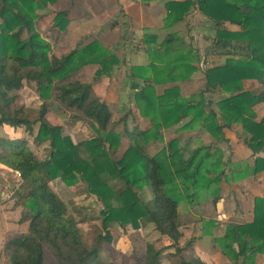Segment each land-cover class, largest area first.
Segmentation results:
<instances>
[{"label": "trees", "instance_id": "16d2710c", "mask_svg": "<svg viewBox=\"0 0 264 264\" xmlns=\"http://www.w3.org/2000/svg\"><path fill=\"white\" fill-rule=\"evenodd\" d=\"M56 1L0 0V128H21L28 135L33 133V123L23 117L21 110L11 109L24 85L32 84L44 102L54 98L60 107L76 112L79 120L91 121L97 137L72 143L69 137L61 136L60 126L50 127L44 122L47 111L43 103L33 141L48 144L47 158L38 159L25 138H0V166L19 175L24 191L21 198L29 211L28 232L10 238L7 243L9 263L45 264L47 248L62 264H101L100 244L112 242L108 229L113 223H119L135 230L149 226L167 242L165 249L172 251L170 258H178L170 264H209L200 257L184 258V254L193 249L194 239L179 246L182 233L178 206L181 190L197 194L208 187L212 180L206 181V168L210 165L213 170L219 165L206 161L210 159L206 147L185 156L177 139L169 141L153 155L145 148L150 141L161 139L162 129L176 126L185 118L190 121L184 128L198 124L217 140H223V131L237 124L243 131L244 145L254 156L252 175L264 172V157H255L264 152V115L258 119L255 112L257 105L264 103V0L167 2L164 19L167 27L184 21L194 8L213 23L216 46L226 50L225 62L204 72L205 85L199 100L179 99L178 87L158 95L153 85L138 87L133 83L132 88H137V108L141 116L150 121L151 129L129 130L127 119L123 117L117 121L124 123L123 133L112 130L113 114L107 103L92 95L90 84L76 78L89 65L98 67L96 78L110 77L122 63L117 56L93 40L57 57L50 54L49 43L36 32V21L40 18L37 11ZM151 1L141 0L144 4ZM66 18V12L57 13L53 27L63 32L68 25ZM227 25L233 28L229 30ZM24 32L27 37L22 39ZM149 68H136L133 76L147 73ZM245 81L257 83L259 90L247 91ZM216 91L224 94L217 101L205 98L206 94ZM175 93L174 100L165 102ZM122 137L128 141L127 148L117 158L115 154ZM216 172L218 179L224 175L223 171ZM77 175L105 204L102 220L105 232L98 236L91 249L82 244L77 221L49 185L56 179L73 185ZM110 179L122 181L124 188L114 193L109 187ZM201 179L205 181L202 183ZM143 186H148L152 193L149 202H143L135 191ZM219 189L211 193L215 200ZM114 197L116 207L111 204ZM215 243L233 264H254L255 256L264 253V198H254L251 222L230 224L225 235L215 239ZM162 254V249L148 243L144 263L163 264Z\"/></svg>", "mask_w": 264, "mask_h": 264}, {"label": "crops", "instance_id": "0c3cea01", "mask_svg": "<svg viewBox=\"0 0 264 264\" xmlns=\"http://www.w3.org/2000/svg\"><path fill=\"white\" fill-rule=\"evenodd\" d=\"M169 1L186 0H153L148 4L142 3L141 0H101V4H93V0H60V3L63 2V11H70V14L75 12L77 16L75 20L71 18L70 24V28L75 32L74 35L79 34L80 31L88 34L91 37L88 39L97 40L104 47L112 50L122 62L110 77L101 78L102 84L99 87L102 89L98 94V87L96 88V97L101 101L109 106L111 100L108 102V99L111 96L112 102L117 104L119 113L120 110L125 109V112H122L123 116L118 117L120 119L128 111L129 114L134 115L132 111L137 88H132L133 83L138 87L153 85L158 95H162L167 89L178 87L179 99L199 100L205 85L204 72L225 62L224 53L217 52L214 48L216 27L195 8L184 21L171 27L165 26V4ZM57 4L58 2L48 6V9L59 11ZM90 28L94 30L92 33L89 32ZM216 60L219 64L213 65ZM88 67V70L93 67L91 71L89 70L93 76L98 67ZM147 67H150L147 73H138V77L133 76L136 68ZM88 84L92 85V82ZM209 94L205 95L207 100ZM176 95L175 93L165 102L174 100ZM263 105L264 103L257 105L255 110L258 108L262 111ZM110 110L115 117L113 110L111 108ZM263 115L264 112L258 116V119ZM189 121L190 118H185L178 125L163 130L162 135L172 132L171 134L195 137L196 140L201 139L203 146H206L210 139L204 129L183 128ZM234 125L223 131L227 152L230 151L233 157L225 160L224 177H226H223L224 180L219 183L221 193L215 204L206 189H201L194 201L189 203L186 211H181L180 205L178 206V220L182 233L179 246L183 247L186 241L191 237L194 238V254L209 264H233L220 252L214 239L224 236L229 222L230 224L251 222L254 198H264V172L257 176L252 175V153L243 143L244 134L241 127ZM127 128L146 130V128L141 129L137 124L132 127L127 125ZM184 144L182 146L189 150L198 148L191 147V144L185 147L186 143ZM219 148L223 150L222 147ZM240 153L250 158V162L237 159V154ZM255 157H264V152ZM202 181L205 179H201ZM219 214L225 215L227 221L221 222L218 219L216 221L214 216ZM254 264H264V254H257Z\"/></svg>", "mask_w": 264, "mask_h": 264}, {"label": "rangeland", "instance_id": "374dc122", "mask_svg": "<svg viewBox=\"0 0 264 264\" xmlns=\"http://www.w3.org/2000/svg\"><path fill=\"white\" fill-rule=\"evenodd\" d=\"M93 1H94L93 4L102 3L101 0L98 1L93 0ZM57 2H58L57 9H60L59 11L56 12L48 9V6L50 5L53 6ZM62 4L63 2L60 3V0H57L54 4H48L44 9L37 11V14L40 15V18L36 21V25H35L36 32L45 41L49 43L51 47L50 54L57 57L69 53L71 50H73L76 47L85 46L93 41V39H88L89 37L88 34L81 31L80 33L77 31L79 34L74 35L75 32H73L72 29L70 28V24L72 23L71 18L75 20V17L77 16L75 15V12L70 14V11H63L64 6ZM59 12L67 13L66 19L68 21V25L63 32H59L57 28L53 27V18ZM231 28H233V26L227 25V29L230 30ZM93 31H94L93 28L89 29L90 33H92ZM26 37L27 34L24 32L21 35V38L25 39ZM214 48L216 49L217 52L225 53L226 51L224 49H219V47L217 46L216 47L214 46ZM235 52L242 53L237 49H235ZM216 64H219L217 60L215 63H213V65ZM89 66H94V65H89ZM88 68L89 67L87 66L85 69H82L79 72V74L76 76V78L87 84L88 82H92L91 85L92 95L96 97L97 96L96 88L98 87L97 94L102 89L99 86L102 84L101 78L103 76L100 78L98 77L96 78V74L91 76L92 72H90L91 71L90 69H92L93 67L89 69L90 71L88 70ZM94 85H95V89H94ZM244 88L247 91H251V92H257L259 90L257 83L252 81H245ZM222 95L224 94L222 93L220 94L219 91L211 92L209 94V99H212L215 102L218 99H220V96ZM109 100L111 101L109 102ZM112 100L113 99L110 96L108 99L109 106L115 113V117L113 116L112 119L111 127L114 132L123 133L124 123H117V121H119L120 118L118 117L125 112V109L123 111L120 110L119 113L117 111V104L113 103ZM43 103L46 105V111H47L44 117V122L50 127L60 126L61 136L69 137L72 143L77 144L81 142H86L97 137V133L91 121L79 120L78 119L79 116L76 112L60 107L56 103L54 98L44 102L42 99H40L39 95L37 94L36 87L34 85L25 84L23 90L17 94V99L15 103L12 105L11 109H15V110L19 109L22 111L23 117H25V119H28L33 123L32 125L33 133L31 135H28L21 128L12 129L10 127L5 126L0 128V138L10 139V140L25 138L30 144V149L33 151V153L38 159L47 158L49 155L48 144L47 143L36 144L33 141L38 131L39 123L37 122V119ZM133 107L134 110L132 112L134 115L129 114L128 111L124 116L127 119L126 123L128 127H132L137 124L138 127H140L141 129H145V128L146 130L151 129V123H149L150 121H148L147 119L141 116L140 110L137 108L136 102H135V106ZM214 108L217 109V107L215 106ZM255 112H256V116L258 117L261 116V114H263L264 109L260 111L257 108ZM234 126H238L240 128V125H234ZM184 127H186V125ZM191 127H200V126L198 124H194ZM166 129L168 128H164L161 130L160 132L161 139L152 140L146 145L145 148L146 152L151 155L156 154L160 152L166 146V144L173 139L178 140V146H180V149L183 150L185 156L187 157L189 156L190 152L193 149L189 150L184 148L182 146L184 143H186L185 147H188V145L190 144L191 147L193 148L206 147L207 148L206 153L210 155V159L206 161L207 162L211 161L210 164L214 162L213 164H217L219 166L216 168L213 167L212 168L213 170H210L209 168L210 165L208 166V168H206L207 169L206 181L207 179H210L212 180V182H210L211 184L208 187H203L202 189H206L205 191L208 192L209 196L214 199L211 193L215 191V188H218L219 183L223 181L224 178L226 177V176L224 177L226 171L225 160L227 158L231 159L233 157L230 151L227 152L226 149L227 145L225 144L226 142L224 141V137L223 140H217L214 136L204 131L205 133H207L210 141L207 143L206 146H203L204 144H202L201 139L196 140L195 137L192 138V137L177 135L176 133L171 134L172 132L170 134L167 133L162 135L163 133L162 131ZM127 142L128 141L125 137L121 138L119 150L115 154L117 158L123 155L124 151L127 148ZM219 147H222L223 150H221ZM237 156H238L237 159L240 160L243 159L244 161L250 162V158H247L244 154L240 153L237 154ZM253 157L254 156H252V158ZM215 170L223 171L224 175L221 176L220 179H218L216 177L217 172ZM49 185L52 188V190L57 194V196L60 198V200L66 205L69 212L74 216L75 220L77 221L78 228L82 236V244L84 245V247L87 249H91L92 247H94L98 241L97 239L98 236L103 235L105 232L104 229L102 228V220H103V212L105 211V204L98 196L94 195V193L90 191L89 185L84 180H81L80 175L76 176V181H74V184L70 186L66 185L61 179L53 180L50 182ZM109 187L113 189L114 193H117L119 190L124 188V185L123 182L120 180L110 179ZM22 191L23 190L21 189V181L19 175L15 172H12L0 166V264H10L8 257V250L6 247L10 238L20 234H26L28 232L29 224L28 221L26 220V216L29 215V211L26 209L25 202L21 198ZM135 191L137 192V194L139 195L140 199L143 202H149L153 197L148 186H143L142 188L137 189ZM203 194H205V192H203ZM195 196L196 193H194L193 191L185 192L181 190L180 198H179L180 200L179 205L181 211L183 210L186 211V209L189 208L188 205L190 202L194 201ZM215 202L216 200L214 199L213 203L215 204ZM111 204L114 207L118 205L115 197L111 202ZM214 219H216L217 221L218 219L217 215L214 216ZM218 221L222 222L227 220L226 218H224L223 220H218ZM229 225L230 222L227 224L226 230ZM108 230L110 232V235L112 236V242L110 244L105 242H102L100 244L101 251L99 253V260L101 261V264H145L144 263L145 249H146V244L148 243H152L157 249H162L163 264H170L171 262H175L178 260V258L175 259L170 258V253H172V251L165 249V247L167 246V242L161 240L159 235L155 231L151 230L149 226L146 227L145 229L135 230L132 229L130 225L121 226L119 223H113ZM190 239H192V237ZM190 239L186 241L184 245H186L190 241ZM216 239H220V238H216ZM214 243H215V239H214ZM193 256L198 257L196 256V254H194L193 249L189 250L187 253L184 254V258L187 259H190ZM45 264H62V263L59 262L56 256L49 249L46 248Z\"/></svg>", "mask_w": 264, "mask_h": 264}, {"label": "built area", "instance_id": "2783aa9c", "mask_svg": "<svg viewBox=\"0 0 264 264\" xmlns=\"http://www.w3.org/2000/svg\"><path fill=\"white\" fill-rule=\"evenodd\" d=\"M217 218H218V220H223V219L226 218V217H225V215H221V214H219V215L217 216Z\"/></svg>", "mask_w": 264, "mask_h": 264}]
</instances>
